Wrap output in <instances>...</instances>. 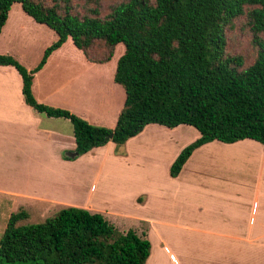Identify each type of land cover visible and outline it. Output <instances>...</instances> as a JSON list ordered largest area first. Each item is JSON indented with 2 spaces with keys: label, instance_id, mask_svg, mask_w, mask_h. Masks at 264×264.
Here are the masks:
<instances>
[{
  "label": "trees",
  "instance_id": "trees-1",
  "mask_svg": "<svg viewBox=\"0 0 264 264\" xmlns=\"http://www.w3.org/2000/svg\"><path fill=\"white\" fill-rule=\"evenodd\" d=\"M71 1L0 0V34L12 6L20 4L29 17L58 37L35 69L1 54L0 66L19 72L28 106L71 122L76 148L64 153L66 161H76L109 142L120 147L149 125L169 129L187 125L200 133L172 164V178L180 175L197 149L209 143L253 140L264 146L260 37L264 0H124L105 17L99 8L91 15L76 14ZM246 6L255 7L249 18L259 53L254 64L243 68V58L226 54V29L245 14ZM69 39L88 60L99 64L110 62L117 47L124 46L115 82L126 100L115 128L92 125L68 110L36 100L35 74ZM97 48L104 49L103 58L93 60L91 52ZM27 219L24 210L9 218L0 239V264H146L151 255L146 236L133 229L122 232L102 214L81 207H63L44 222L21 224Z\"/></svg>",
  "mask_w": 264,
  "mask_h": 264
},
{
  "label": "rangeland",
  "instance_id": "rangeland-1",
  "mask_svg": "<svg viewBox=\"0 0 264 264\" xmlns=\"http://www.w3.org/2000/svg\"><path fill=\"white\" fill-rule=\"evenodd\" d=\"M122 1L72 0L71 5L74 13L81 16L91 15L92 10L99 8L101 17H105ZM47 4L52 3L48 1ZM254 8L246 6L245 14L236 18L226 29V54L243 58V68L254 64L259 53L249 18ZM260 37L264 41V33ZM57 40L54 31L35 22L20 4H14L0 37V54L7 55L6 51H11V56L20 64L33 69L41 62L46 49ZM69 44L71 47L67 49V58L79 61L84 58L72 40ZM103 50H93L92 59L103 58ZM124 51V46L119 45L109 64L93 65L92 71L75 78L70 84L69 94H76L78 99L75 112H92V119L99 125H105L103 127H110L114 121L117 123L116 111L124 108V90L119 85H116L117 88L110 86L111 75ZM55 69L56 61H51L41 78H46ZM12 77V73L0 68V94L5 88V80ZM40 97L46 103L59 104L55 97L49 98L50 95ZM60 122L65 121L61 119ZM66 122L72 130V124ZM198 137L200 133L187 125L175 129L149 125L142 134L126 144L117 147L111 142L70 165H63L59 163L60 160H46L47 167L52 165V168H46L43 182L37 180V160L35 163L31 160V164L28 160L29 180L21 181L20 175H17L19 179L9 181L0 177V185L7 183L13 191L36 196L39 184L46 199L55 200L45 201L41 205L24 196L0 195V239L12 214L24 210L29 213V219L21 224L40 223L63 207L75 206L102 214L122 232L133 229L138 235L146 236L152 244L146 264H232L231 261L226 263L224 259L220 260L225 241L215 238L217 242L213 244L210 242L212 237L204 236L199 228L204 223L209 224L219 211L226 210V206L217 199L213 174L223 173V167L233 160L236 163L234 171H240L245 167L246 160L260 159L254 156V146L211 143L195 151L187 169L178 178H172V161L177 160L181 152ZM5 164V160H0V171L7 169ZM225 172L231 171L226 168ZM41 189L39 192H42ZM145 196L148 198L147 204H144ZM147 220L155 223L153 231ZM208 246H213V252H205Z\"/></svg>",
  "mask_w": 264,
  "mask_h": 264
},
{
  "label": "crops",
  "instance_id": "crops-1",
  "mask_svg": "<svg viewBox=\"0 0 264 264\" xmlns=\"http://www.w3.org/2000/svg\"><path fill=\"white\" fill-rule=\"evenodd\" d=\"M2 35L3 30L0 37ZM70 40L62 48L55 51L48 59L46 65L35 74L33 93L39 103L68 110L80 116L88 123L97 125V121L92 119L94 116L90 115L92 112H88L87 110H81L79 113L75 112L74 108L78 105H76L78 99L76 94H69V88L75 78H80L86 72L92 71L93 65L105 66L113 59L108 63L99 64L88 60L85 56H83L84 58H80V61L75 58L71 59V57L67 58V49L70 46ZM5 54L11 55L12 53L11 51H6ZM51 61H56V69L46 78L42 79L41 76L49 67ZM0 68L9 71L13 75L12 79L5 80V88L3 93L0 94V160H5V165H7V169L4 172L2 170L0 171V177L4 181H9L19 179L17 175H20L22 176L20 180L26 182L30 177L28 160H30L29 164L33 160L34 163L37 160V180L43 182L46 178V168H52V165L47 167L46 160H60L59 163L63 165H70L76 162L65 161L63 158L65 152L74 151L76 148L74 127L71 130L69 124L66 122L69 121L67 119H64L65 122H60L61 118L47 117L28 106L23 95V79L19 72L11 66H0ZM27 69L33 70L32 68ZM116 69L111 75L112 82L110 86L114 88H117L116 85H118L115 82ZM52 81L54 83L51 85ZM56 83L57 86H54ZM61 93L68 94L62 95ZM47 95H50L49 98L55 97V100L59 104L48 101L46 103L40 97ZM121 111L122 109L116 111L118 117ZM116 124V121H114V124L107 128L113 129ZM98 126L103 127L105 125L98 124ZM252 141L248 142V140H244L235 144L248 145V147L254 146L256 153L253 154L260 160H246L245 167L242 169L247 170L246 173H241L242 170L234 171L236 170V163L233 160L229 165L223 167V173L213 174L214 178H216L213 187L216 191L217 199L226 206V210L219 211L209 224L205 225L206 223H204L202 227H199L201 228L200 232L204 236L212 237L210 242L213 244L217 242L215 238H220L225 241L223 245L225 249H223L220 254L221 258H219L220 260L224 259L226 263L231 261L232 264H264V146L256 141ZM212 143L227 145L218 141ZM192 161L189 159L183 170H186ZM174 162L175 160L172 161V164ZM226 168L231 172L226 173ZM14 175L17 177H14ZM37 186L36 196L32 195V197L24 193H18V191H13L11 185L5 183V185L0 187V195L24 196L29 201H35L41 205L45 201L55 200L54 198L46 199L43 190L39 188V184ZM40 189L42 192H39ZM147 203L148 198L146 197L144 204ZM148 222L151 223L153 231V225L155 223ZM212 249L213 246H208L205 248V252H213Z\"/></svg>",
  "mask_w": 264,
  "mask_h": 264
},
{
  "label": "water",
  "instance_id": "water-1",
  "mask_svg": "<svg viewBox=\"0 0 264 264\" xmlns=\"http://www.w3.org/2000/svg\"><path fill=\"white\" fill-rule=\"evenodd\" d=\"M110 139H113V134H112V135H110Z\"/></svg>",
  "mask_w": 264,
  "mask_h": 264
}]
</instances>
